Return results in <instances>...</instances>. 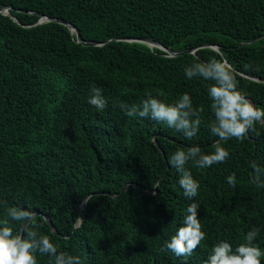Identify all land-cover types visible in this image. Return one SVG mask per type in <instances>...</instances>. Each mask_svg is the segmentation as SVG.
<instances>
[{
    "label": "trees",
    "instance_id": "obj_1",
    "mask_svg": "<svg viewBox=\"0 0 264 264\" xmlns=\"http://www.w3.org/2000/svg\"><path fill=\"white\" fill-rule=\"evenodd\" d=\"M0 6L16 20L0 14V219L8 206L46 214L53 230L38 215L39 231L84 264H202L218 239L239 243L252 226L261 229L264 247V189L250 182L248 166L264 165V125L256 122L247 139L222 141L230 151L225 163L186 165L200 183L195 199L206 238L190 257L160 251L192 202L168 156L190 143L211 151L216 139L205 126L211 82L186 80L183 68L213 57L203 45L218 46L241 74L240 90L264 109V0H0ZM37 14L70 23L84 42L101 45L76 42L57 22L37 24ZM142 38L196 51L170 57L124 40ZM91 87L107 99L103 111L86 103ZM146 91L168 102L186 91L194 97L202 124L193 141L124 114L121 105L139 104ZM232 172L237 181L229 187L224 178ZM38 261L48 264L47 257Z\"/></svg>",
    "mask_w": 264,
    "mask_h": 264
},
{
    "label": "clouds",
    "instance_id": "obj_2",
    "mask_svg": "<svg viewBox=\"0 0 264 264\" xmlns=\"http://www.w3.org/2000/svg\"><path fill=\"white\" fill-rule=\"evenodd\" d=\"M213 57L206 61L185 65L183 75L186 80L202 79L210 81L206 89L212 119L205 125L210 137L216 138L211 151H202L196 143L176 148L167 163L178 173L177 184L185 198L192 201L183 210L174 234L163 242L160 251H168L177 257H190L198 245L206 238L198 217L200 204L198 196L200 183L186 165L197 169H210L223 164L230 157L229 149L222 143L235 139L240 142L248 138L254 124L264 120V109L256 106L239 88L237 79L241 74L223 57L222 51L211 46ZM194 97L189 92L181 93L174 101L168 102L145 92L139 104L121 105L129 118H148L168 129H174L187 141H193L202 124L199 106H193ZM86 103L97 111L107 107V99L98 87H91ZM250 182L256 188L264 189V165L256 160L249 162ZM235 172L225 176L229 187L236 185ZM33 212L23 206L4 208L5 219H0V264H39V257H47L48 264H84L78 254L62 251L51 234L39 231L33 222ZM261 229L250 227L242 241L233 243L228 239H218L210 247L202 264H264V247L258 243Z\"/></svg>",
    "mask_w": 264,
    "mask_h": 264
},
{
    "label": "water",
    "instance_id": "obj_3",
    "mask_svg": "<svg viewBox=\"0 0 264 264\" xmlns=\"http://www.w3.org/2000/svg\"><path fill=\"white\" fill-rule=\"evenodd\" d=\"M9 9H10V7H8V6H0V14L7 15V16L11 17L13 20H15V18L13 16H11V14L8 12ZM37 15H39V17H40L39 20H38V22H37V24L43 23V22H51V21L57 22V23H60V24L65 25L70 30V32H72V33L75 34L76 42L81 43L83 45H89V46H98V45H101L100 43H96V42H84L83 39H82V37H81V35H80V33H79V31H78V29L74 25H72L70 23H67V22H65L63 20L50 18V17H47V16L42 15V14H37ZM124 40L130 41V42H132V41L139 42V43L146 44L149 47L159 48V49L163 50L167 54V56H170V57L178 56V55H181V54H195V51H196V49L194 48V49H186V50H182V51H179V52H175V51L171 50L170 48L165 47L162 44L158 43L157 41H155L153 39H149V38H142V39H124ZM108 42H109V40L105 41V43H108ZM252 42H253V40H252ZM247 43H249V42H244L242 44L244 45V44H247ZM211 46H213V45H203L202 47H209V48H211ZM258 123L261 124V125H264V120L258 121ZM155 145L159 148V145H158L157 142H155ZM132 186L133 187H136V188H138L140 190H142L143 192H145L147 194H153V193H155V189H154V191H150V190L144 189V188H142V187H140L138 185H135V184H132ZM127 187L128 186H125L123 188V190H125ZM102 194H106V195H109L111 197H114V194H112V193H102ZM85 201H86V199H84V201L81 203L80 207H83L84 206ZM38 215L42 216L43 219L48 223V225L50 226V228L53 230V226L51 224V221H50L49 217L46 214H42L40 212L34 213L33 217L38 216ZM77 226H78V224H77ZM76 227L74 228L73 232L76 230Z\"/></svg>",
    "mask_w": 264,
    "mask_h": 264
}]
</instances>
